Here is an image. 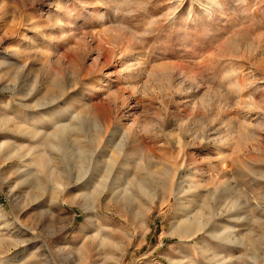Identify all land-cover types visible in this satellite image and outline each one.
<instances>
[{
  "label": "rangeland",
  "instance_id": "374dc122",
  "mask_svg": "<svg viewBox=\"0 0 264 264\" xmlns=\"http://www.w3.org/2000/svg\"><path fill=\"white\" fill-rule=\"evenodd\" d=\"M0 264H264V0H0Z\"/></svg>",
  "mask_w": 264,
  "mask_h": 264
}]
</instances>
